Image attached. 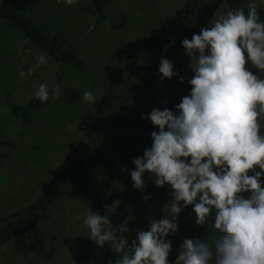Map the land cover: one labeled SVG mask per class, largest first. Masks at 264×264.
<instances>
[{"label":"rangeland","instance_id":"rangeland-1","mask_svg":"<svg viewBox=\"0 0 264 264\" xmlns=\"http://www.w3.org/2000/svg\"><path fill=\"white\" fill-rule=\"evenodd\" d=\"M0 2L48 32H62L83 60L80 66L61 65L0 17V141L7 142L0 148L6 155L0 165V264H73L61 238L88 235L83 218L92 210L90 200L73 196L79 185L104 188L113 195L118 208L110 220L116 226L129 219L125 235L131 244L137 230H147L149 217H163L170 188L156 187L145 173V187L135 189L109 179L104 165L110 160L135 166L132 161L151 146L139 115L157 108L171 93L182 97L190 92L181 91L180 77L187 80L193 75L181 41L192 35L169 38L173 13L186 0H113L114 13L107 20L98 16L93 0L72 5L63 0ZM224 6L221 15L232 10ZM246 7L242 8L247 11ZM258 7V14L264 12V2ZM120 22L123 25L113 26ZM160 49L179 76L160 79L156 56ZM37 53L45 56V64L37 66ZM144 62L148 66L142 70ZM245 67L258 74L251 64ZM41 83L48 86L46 103L34 98ZM57 85L60 94L77 87L80 98L64 102L59 95L54 99ZM86 90L95 95L93 104L83 102ZM15 103L30 109V121L13 115ZM260 123L264 125V119ZM195 219L192 206L182 209L178 231L168 237L170 264L184 239L198 237L213 245L218 238L211 217L204 226ZM90 246L96 253L91 264H108L110 259L114 264L118 258L107 245L98 248L90 240Z\"/></svg>","mask_w":264,"mask_h":264},{"label":"clouds","instance_id":"clouds-1","mask_svg":"<svg viewBox=\"0 0 264 264\" xmlns=\"http://www.w3.org/2000/svg\"><path fill=\"white\" fill-rule=\"evenodd\" d=\"M76 2L63 0L65 5ZM261 2L248 0L247 11L242 7L228 10L210 27L181 41L191 61L190 92L174 110L154 108L142 115L158 131L151 132L150 148L132 161L135 169L130 171L135 189L145 187V173L156 187L170 188L171 199L162 205L163 217H149L147 230H137L131 244L125 235L129 219L116 226L110 220L117 212L115 202L104 205V214L89 209L83 218L88 238L98 248L107 245L118 254L114 264H170L168 237L178 231L180 213L188 206L197 225H208L211 217V227L219 236L213 245L198 237L184 239L172 264H264ZM36 56L37 66L46 63L42 53ZM246 63L258 69V74L248 70ZM158 72L161 80L179 76L173 62L163 56ZM59 95L57 85L52 96L57 99ZM34 98L46 103L48 86L41 83ZM82 100L93 104L96 97L86 90Z\"/></svg>","mask_w":264,"mask_h":264},{"label":"trees","instance_id":"trees-1","mask_svg":"<svg viewBox=\"0 0 264 264\" xmlns=\"http://www.w3.org/2000/svg\"><path fill=\"white\" fill-rule=\"evenodd\" d=\"M113 0H93L95 9L98 16L102 20L110 18V14L114 13L110 9V5ZM232 8L237 6H247L248 0H228ZM247 8V7H246ZM260 8L258 7V11ZM260 19L264 20V12L259 13ZM0 17L10 22L23 35L38 48L44 50L50 57L56 60L61 65L72 64L80 66L83 64V60L79 57L78 52L74 44L62 34V32L52 33L46 31L43 27L34 23L30 18L26 17L23 13L11 8L10 6L0 2ZM123 23H115L113 26H121ZM192 77V76H191ZM189 79H184L181 82V91L187 92L190 90L188 84ZM80 90L77 87H68L65 91L61 92L60 99L64 102H73L80 98ZM181 96L177 93H171L165 103L162 101L158 104L157 108L163 110L165 108L173 109L176 104L180 102ZM12 113L15 117L22 119L23 121H30L31 111L27 107L20 104H12ZM142 115H139V119L144 123L145 126V137L152 143L151 132L158 131L154 128L149 119H142ZM7 145V142L0 141V148ZM6 155L0 153V165L4 161ZM105 169L109 179L133 185V181L130 177V171L135 169V166H120L110 160L105 163ZM73 196L82 200H90L92 210L99 212L100 214L105 213L104 205L113 204V195L104 188L90 187L88 185H79L74 187ZM54 205L52 203L51 207ZM49 207V209L51 208ZM61 243L69 253L73 264H91L96 260V253L91 249L90 239L88 235L74 234L64 235L61 238Z\"/></svg>","mask_w":264,"mask_h":264},{"label":"flooded vegetation","instance_id":"flooded-vegetation-1","mask_svg":"<svg viewBox=\"0 0 264 264\" xmlns=\"http://www.w3.org/2000/svg\"><path fill=\"white\" fill-rule=\"evenodd\" d=\"M224 4L231 7L228 0H186V2L178 6L173 13L169 38L173 40L180 35H193V33H199L202 27L213 23L220 17L222 9L225 7ZM241 7L245 6H237L236 8ZM236 8H232V10ZM163 55L164 52L161 51V49L159 53L156 54L159 59H161ZM169 56H171V54H169ZM157 58L155 62L158 60ZM147 64L144 62L140 66L141 69L143 70V68L147 67Z\"/></svg>","mask_w":264,"mask_h":264}]
</instances>
